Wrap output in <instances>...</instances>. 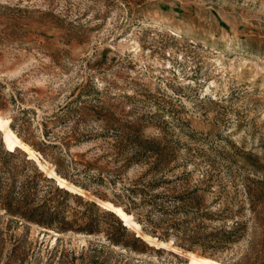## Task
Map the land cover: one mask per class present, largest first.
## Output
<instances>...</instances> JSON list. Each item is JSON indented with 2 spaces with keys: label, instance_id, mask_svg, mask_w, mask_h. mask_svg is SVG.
I'll return each mask as SVG.
<instances>
[{
  "label": "rangeland",
  "instance_id": "374dc122",
  "mask_svg": "<svg viewBox=\"0 0 264 264\" xmlns=\"http://www.w3.org/2000/svg\"><path fill=\"white\" fill-rule=\"evenodd\" d=\"M0 116V264H264V0H0Z\"/></svg>",
  "mask_w": 264,
  "mask_h": 264
},
{
  "label": "bare ground",
  "instance_id": "6f19581e",
  "mask_svg": "<svg viewBox=\"0 0 264 264\" xmlns=\"http://www.w3.org/2000/svg\"><path fill=\"white\" fill-rule=\"evenodd\" d=\"M0 128L4 132V139L6 142V145L9 149L13 150L17 146L23 148L25 151L29 153V157L35 158L38 160L39 164L47 170V166L43 164L39 159V156L37 155V152L33 150L26 142H24L11 128V126L8 124L5 118L0 116ZM48 174H50L53 177H56L58 182L70 190H75L74 186L72 184L67 183L66 179L62 178L60 175H58L54 170H47ZM77 189V188H76ZM107 209L112 210L115 212L123 221H125L128 225L132 226H137L136 222L134 221L132 215H130L128 212L124 210V208L120 205H115L110 201H102L101 202ZM145 238L149 240L150 242H155L153 241L152 237L146 234ZM160 246L166 244V242H159ZM190 264H223L219 260H216L214 258L208 257V256H203V255H198L196 253H191L190 254Z\"/></svg>",
  "mask_w": 264,
  "mask_h": 264
},
{
  "label": "trees",
  "instance_id": "16d2710c",
  "mask_svg": "<svg viewBox=\"0 0 264 264\" xmlns=\"http://www.w3.org/2000/svg\"><path fill=\"white\" fill-rule=\"evenodd\" d=\"M143 200H144V198H143ZM133 202H134V203H137L135 200H134ZM125 210H126L127 212L130 211L129 208H127V206H125ZM121 227H122L123 229H126V227L123 226L122 224H121ZM133 236L135 237L136 240H141L138 236H135L134 233H133Z\"/></svg>",
  "mask_w": 264,
  "mask_h": 264
},
{
  "label": "water",
  "instance_id": "95a60500",
  "mask_svg": "<svg viewBox=\"0 0 264 264\" xmlns=\"http://www.w3.org/2000/svg\"><path fill=\"white\" fill-rule=\"evenodd\" d=\"M125 225V224H124Z\"/></svg>",
  "mask_w": 264,
  "mask_h": 264
}]
</instances>
